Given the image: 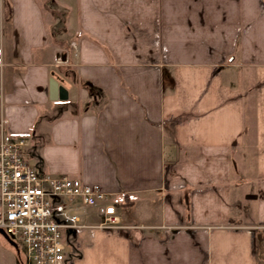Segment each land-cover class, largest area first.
Wrapping results in <instances>:
<instances>
[{"label": "crops", "instance_id": "0c3cea01", "mask_svg": "<svg viewBox=\"0 0 264 264\" xmlns=\"http://www.w3.org/2000/svg\"><path fill=\"white\" fill-rule=\"evenodd\" d=\"M75 3L54 34L40 0H0V137L25 138L39 172L100 187L124 226L97 228V205L68 201L86 225L62 230L74 251L95 264H264V0ZM249 152L250 220L233 216L229 184ZM13 241L0 231V264H29Z\"/></svg>", "mask_w": 264, "mask_h": 264}, {"label": "built area", "instance_id": "2783aa9c", "mask_svg": "<svg viewBox=\"0 0 264 264\" xmlns=\"http://www.w3.org/2000/svg\"><path fill=\"white\" fill-rule=\"evenodd\" d=\"M26 146L25 138L0 137V229L22 241L29 264H64L62 230L86 226L70 213L68 201L80 199L85 205H97L101 218L97 228L124 227L115 202L100 187L39 172L27 161Z\"/></svg>", "mask_w": 264, "mask_h": 264}, {"label": "rangeland", "instance_id": "374dc122", "mask_svg": "<svg viewBox=\"0 0 264 264\" xmlns=\"http://www.w3.org/2000/svg\"><path fill=\"white\" fill-rule=\"evenodd\" d=\"M57 1V8H56V15L61 16L63 13H66L67 23L70 25L74 21V16L76 14V3L75 0H56ZM6 27V22L4 19H0V27ZM1 44V43H0ZM71 98L68 100L70 101ZM54 103H58L60 105H63L67 101L65 100H56L53 101ZM57 105V104H56ZM65 113V114H64ZM64 116L70 115L69 112L66 110L63 112ZM32 131H29L28 135L31 137ZM28 142V141H27ZM247 157H244L241 153L240 156L237 154L234 155L235 163L232 164L231 168V178H230V185L232 190V205H233V216L238 217H244L246 216V212H248L249 220L254 218L256 215V208L258 204L257 199H248L247 195L255 194V188L257 187L256 181V158L252 154H250ZM31 163H34L33 160H31ZM192 191V190H190ZM91 209V212H95L92 207H89ZM146 211V210H145ZM81 212V211H80ZM247 215V216H248ZM89 217L92 216V218L89 220L91 223H99L100 217L98 216V213L89 214ZM62 240L65 245V260L64 264H71L74 262V264H95L98 260L97 257L94 256H87L84 258H81L77 252L74 251V245L71 242L72 239L68 237L66 232L62 233ZM19 244L23 247V245L19 242ZM102 262V260H101Z\"/></svg>", "mask_w": 264, "mask_h": 264}, {"label": "trees", "instance_id": "16d2710c", "mask_svg": "<svg viewBox=\"0 0 264 264\" xmlns=\"http://www.w3.org/2000/svg\"><path fill=\"white\" fill-rule=\"evenodd\" d=\"M51 0H40V3L43 6L45 19L48 22L49 27L53 30L54 34L59 33L62 30L63 16L56 15V8L54 4L51 3ZM255 117V114H253ZM187 203L190 201V192H187Z\"/></svg>", "mask_w": 264, "mask_h": 264}, {"label": "water", "instance_id": "95a60500", "mask_svg": "<svg viewBox=\"0 0 264 264\" xmlns=\"http://www.w3.org/2000/svg\"><path fill=\"white\" fill-rule=\"evenodd\" d=\"M49 93L51 100H67L69 98L68 88L60 83L57 75H53L50 79ZM249 198H256V195H248ZM0 231L9 239L12 243H15L13 239L2 229Z\"/></svg>", "mask_w": 264, "mask_h": 264}]
</instances>
